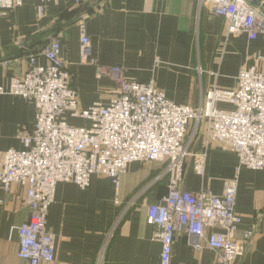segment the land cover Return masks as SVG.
<instances>
[{"label":"crops","instance_id":"obj_1","mask_svg":"<svg viewBox=\"0 0 264 264\" xmlns=\"http://www.w3.org/2000/svg\"><path fill=\"white\" fill-rule=\"evenodd\" d=\"M227 29V21L215 16L210 5L193 0H24L15 10L0 11V87L8 88L13 76L24 74L29 56L45 42L58 39L81 109L108 104L117 86L98 67L123 68L127 79L152 81L171 101L198 107L212 89L236 88L243 70L264 73V37L250 40ZM83 34L90 38L96 65L81 63ZM38 62L46 64L43 57ZM36 114L33 102L0 94V161L8 150H23L20 135L33 131ZM206 127L204 121L188 126L185 144L190 154H205L206 165L199 176L188 158L182 187L195 195L210 191L221 196L225 183L235 180L236 211L243 217L237 238L249 230L256 236L232 264H264V169L241 167L236 153L209 142ZM165 167L155 161L132 163L119 188L99 175L92 176L86 189L58 183L47 220L55 239L54 264H161V244L153 239L155 228L147 223V214L150 205L161 204L168 195ZM29 218L24 188L14 185L6 191L0 184V264H27L18 258L16 228ZM216 231L221 230L208 228L207 236ZM192 243L178 234L171 264H220L216 251L205 244L198 251Z\"/></svg>","mask_w":264,"mask_h":264},{"label":"built area","instance_id":"obj_2","mask_svg":"<svg viewBox=\"0 0 264 264\" xmlns=\"http://www.w3.org/2000/svg\"><path fill=\"white\" fill-rule=\"evenodd\" d=\"M52 1V0H45ZM86 0H77L78 3ZM208 4L215 16L224 18L228 32L246 34L250 40L264 37V0L250 5L245 0H193ZM24 0H0V11L15 10ZM90 38L81 37V63L96 65ZM39 57L46 60L39 64ZM9 67V62H3ZM62 57L58 39L50 40L36 55H30L24 74L15 75L0 94L20 96L35 104L36 123L31 133H22L23 150H8L0 161V184L6 191L20 185L30 218L16 228L18 258L27 264H54L56 246L48 230L50 206L60 182L80 188L90 186L94 175L110 178L120 187L121 177L135 162L165 163L168 195L161 204L148 207L147 223L155 228L153 239L161 244V264H171L178 234L194 240L198 251L204 244L219 254L220 264H232L244 256L256 236L255 230L237 233L243 217L236 211L237 182L225 183L224 194L203 191L197 195L182 187L185 162L193 159L199 176L205 173L206 155L190 154L185 144L188 126L206 122L209 142L234 152L241 167L264 169V73L243 70L234 89H212L205 103L192 107L167 98L154 82L141 83L125 77L123 68H100L117 86L108 104L97 102L81 109L79 91ZM226 103L233 108H219ZM80 119L87 125H73ZM221 231L207 236V229Z\"/></svg>","mask_w":264,"mask_h":264},{"label":"trees","instance_id":"obj_3","mask_svg":"<svg viewBox=\"0 0 264 264\" xmlns=\"http://www.w3.org/2000/svg\"><path fill=\"white\" fill-rule=\"evenodd\" d=\"M48 42H49V41H48ZM48 42H45V43L41 46V48L39 49V51H37L34 55L39 54V52L44 48V46H45Z\"/></svg>","mask_w":264,"mask_h":264},{"label":"water","instance_id":"obj_4","mask_svg":"<svg viewBox=\"0 0 264 264\" xmlns=\"http://www.w3.org/2000/svg\"><path fill=\"white\" fill-rule=\"evenodd\" d=\"M252 4L256 5V0H249Z\"/></svg>","mask_w":264,"mask_h":264}]
</instances>
